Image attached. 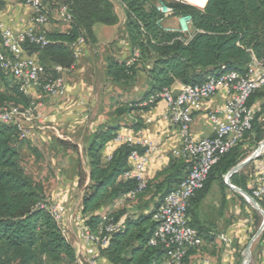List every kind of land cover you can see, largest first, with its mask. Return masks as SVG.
I'll use <instances>...</instances> for the list:
<instances>
[{"label":"trees","instance_id":"1","mask_svg":"<svg viewBox=\"0 0 264 264\" xmlns=\"http://www.w3.org/2000/svg\"><path fill=\"white\" fill-rule=\"evenodd\" d=\"M157 2L120 0L127 39L132 54L138 51L139 58L131 65H127V61L110 59L107 73L114 82L122 83L134 78L135 69L141 64L148 87L140 101L126 104L123 110L116 111L117 114L126 115L138 109L152 96L176 83L201 85L209 76L231 71L246 75L255 61L264 59V0H207L203 9L163 0L173 8L174 17L191 18V38L184 40H179L177 34L166 32L159 25L162 15L157 11ZM70 13L72 20L68 32H44L48 42L44 47L24 45L26 55L35 57L44 68L43 80L61 77L62 73H58L56 67L64 72L75 67L74 45L81 38L85 43L96 44L95 26L119 23L115 6L108 0H71ZM7 78L10 82L6 89L0 90V108H28L33 101L32 96L21 91L20 84L13 78L0 73L1 81ZM258 92L248 100L249 107L259 96ZM258 118V115L254 116L251 131L245 136L246 139L254 134L250 147L243 150L239 144L220 159L211 170L204 188L190 200L188 215L194 213L214 180L224 179L263 141L264 130L260 129ZM133 129L137 131V128ZM119 130L120 127L113 124L100 125L84 150L89 172L87 175L80 165L79 187L85 188V193L79 214L94 234H98L108 221L118 226L109 246L101 251L111 264H161L164 251L149 245L156 225L153 214L185 178L190 165L182 160L174 161L170 166L171 172L162 182L153 185L161 201L154 204L152 211L137 215L126 214L125 209L114 211V204L136 188L135 181L124 178L130 169L129 155L134 148L120 145L112 152L110 160L105 155L107 144ZM25 141L15 126H0V264L75 263V249L63 233L62 226L53 218L51 203L47 201L42 186L31 180L20 166V150ZM74 149L77 150L76 147ZM249 167H253V161ZM243 174L242 170L232 175L230 183L252 195L249 178ZM148 190L149 184L145 192ZM256 201L264 211L263 200ZM260 245L264 249V231Z\"/></svg>","mask_w":264,"mask_h":264},{"label":"built area","instance_id":"2","mask_svg":"<svg viewBox=\"0 0 264 264\" xmlns=\"http://www.w3.org/2000/svg\"><path fill=\"white\" fill-rule=\"evenodd\" d=\"M108 1L122 9L120 0ZM172 1L187 4L185 1ZM199 1L203 3L204 8L207 0ZM24 2L32 10L30 28L14 31L0 21V73L17 81L20 84V90L26 94H30V91L34 89L36 97H32L33 101L28 108L19 106L0 108V126H15L21 138L27 139L29 134L27 124L43 121V117L38 112L42 99L49 96H64L66 86L62 77L43 80L44 68L35 57L26 55L24 45L44 47L48 44L45 33L40 28L51 22L50 6L54 2L58 4L57 21L70 24L72 15L71 0H24ZM156 8L162 15L158 23L166 32L177 34L179 40L191 38L189 16L174 17L173 8L163 0H158ZM171 18L175 19V26H164V22ZM85 44L82 38L75 43L76 58ZM138 58L139 52L134 51L127 60V65L133 64ZM55 70L58 73L64 72L60 67H56ZM263 88L264 59L255 61L246 75L236 71L212 75L201 85L182 86L180 90L164 89L161 93L152 96L148 102L141 104L145 107L156 100H162L165 103L164 118L177 129L181 142L180 148L173 152V157L184 160L190 165L185 178L164 198L153 214L156 225L149 245L160 247L164 251L161 264H183V260L190 251L202 247L203 238L189 220V202L204 188L213 167L223 156L243 142L246 134L251 131L254 112L247 103L254 93ZM219 91L224 92L226 100L221 108L208 112L212 136L203 138L193 136L191 126L195 112L203 102L211 101ZM112 142L134 148L129 155L130 169L125 173L124 178L135 181L136 188L124 199L135 200L147 190L148 182L145 179V172L150 157L159 149L158 144L145 138H137L132 131L123 129L117 132ZM261 145L262 143L257 147L259 150ZM262 153L264 152L258 153L259 157ZM111 154H108L107 160L111 159ZM224 180L225 183L228 182L227 175L224 176ZM251 196L255 200L264 199V175L261 183L252 190ZM50 212L55 221L62 226L64 208L51 204ZM71 220L77 225L80 239V255L76 263L97 264L101 251L109 246L110 238L118 230V226L108 221L98 234H94L84 224L79 213L73 215ZM63 233L66 235L64 229ZM220 239L226 241L224 236ZM261 256V264H264V249Z\"/></svg>","mask_w":264,"mask_h":264},{"label":"crops","instance_id":"3","mask_svg":"<svg viewBox=\"0 0 264 264\" xmlns=\"http://www.w3.org/2000/svg\"><path fill=\"white\" fill-rule=\"evenodd\" d=\"M201 9L203 8L201 7ZM119 11H116L119 23L115 26H95L93 32L97 43H86L76 58L75 67L70 72L61 74L66 86L65 95L49 96L46 97L45 101H41L38 112L43 117V121L39 124L40 126L36 125L35 122L27 124L29 134L20 150V166L27 176L42 186L47 201L64 208L62 226L66 231L67 239L75 249L77 258L80 255V239L77 225L71 220V217L80 212L85 193V188L79 187L78 172L81 165L79 155L85 156L84 150L92 142L100 125L113 123L120 129L132 131L137 138H145L158 144L159 148L150 157L145 172V179L150 190L136 200L119 199L113 206L114 211L125 209L126 214L131 215L152 211L154 204L161 201L160 196L153 189V185L164 180L165 176L171 172L170 166L174 161L181 160L173 157V152L180 148L181 142L177 129L164 118L166 105L162 100H158L147 109L139 105L138 109L126 114L125 118L116 119L115 116L110 117V119L108 116L106 119L103 118L101 110L106 108L112 100L108 90L115 86V82L107 73L108 62L110 59L124 62L132 55L125 31V15L122 9ZM31 17L32 10L25 4L24 0H0V21L6 27L14 31L27 30L31 27ZM167 21L170 25L165 26L172 27L176 24L174 18L165 22ZM69 30L68 28L63 32ZM117 37H121V40L117 41ZM112 45L119 49L118 54L121 56L109 52L108 47ZM95 62H98L97 76H95ZM102 63L104 64L103 70ZM9 82L10 79L8 78L0 80V90L4 91ZM106 84H109V89L105 91V86H108ZM182 86L176 83L171 89L180 90ZM124 92L126 97L129 96L126 91ZM258 93L259 96L250 107L254 116H259L257 122L260 129L264 130V88ZM30 94L33 98L36 97L34 89L30 91ZM144 94L145 92L137 101H140ZM225 100L224 92L219 91L211 101L201 104L194 114L191 126L193 136L197 138L212 136L208 112L221 108ZM122 119L125 120L126 125L122 124ZM133 128H137V131H134ZM253 137L254 134L252 133L244 140L243 150L250 147ZM118 146L120 145L112 141L108 143L105 155L111 154ZM84 159L85 167L82 169L88 175L87 158L84 157ZM248 167L249 165L242 170L245 171ZM252 168V175L250 173L247 178H249V187L254 189L261 183L264 175V157L254 160ZM88 183L89 180L86 184L88 185ZM203 205L204 203L201 202L194 213L189 214V220L198 229L204 243L207 244L212 240L215 242V239H220L221 236L225 237V234L216 233L213 229L215 220L208 221L202 215ZM227 237L228 234H226ZM214 242L209 246L206 245V248H202V246V250L199 248L191 251L183 264H237L234 258H229L226 244L224 249H218ZM262 249L259 251L257 264L262 263ZM216 250L217 253L218 251L222 253L214 255ZM97 264L111 263L100 255Z\"/></svg>","mask_w":264,"mask_h":264},{"label":"rangeland","instance_id":"4","mask_svg":"<svg viewBox=\"0 0 264 264\" xmlns=\"http://www.w3.org/2000/svg\"><path fill=\"white\" fill-rule=\"evenodd\" d=\"M166 3L173 2L172 0H164ZM185 1L187 4L194 6L196 8L201 9L203 8V3L199 0H180ZM120 8L115 7V10L117 12ZM50 12H51V22L40 28L43 32L48 31H66L68 28L70 29L69 24H64L59 21H57V13H58V4L57 2H54L50 6ZM165 25H170L169 22H165ZM121 37H117V41H120ZM88 44V43H87ZM109 52L111 54H114L116 56H121L118 54V48L115 45H112L108 47ZM98 61V60H97ZM120 62V60H118ZM104 63V62H103ZM102 65V70L104 67V64ZM95 66V76H97L98 72V62ZM136 75L134 78L126 80L122 83L115 82V86L113 89H109V84H106L108 86H105L104 90H108L110 97L112 98L111 102H109L106 106V108H102L101 112L103 114V118L106 119L108 116L114 117L116 119L118 118H125V115H119L116 113L117 110H123L124 106L126 104L137 102V100L140 99L141 95L146 92L147 90V82L144 76V73L142 72V65L139 64L136 67ZM97 78V77H96ZM113 81V80H112ZM114 82V81H113ZM1 89V87H0ZM128 93L129 96L126 97L125 92ZM128 98V99H126ZM46 97L42 99V102L45 101ZM123 120V119H122ZM117 121V120H116ZM119 123L122 122L123 125H126L127 123L125 120L123 121H117ZM116 122V123H117ZM36 125L40 126L38 121H35ZM113 124V123H112ZM115 124V122H114ZM264 141V139H263ZM244 144V141L240 143L239 147H242ZM256 150V149H255ZM253 150L252 153L255 151ZM250 154V156L252 155ZM83 155H79V162L82 165V167H85V159ZM264 157V153L261 154L260 158ZM253 171V168L248 167L245 171H243L244 176L248 177L250 173ZM252 175V173H251ZM204 203L201 213L208 221L214 222V230L216 233L220 234L223 233L228 234V237L226 238V241L220 240L219 238L215 239V242L212 240L210 242L204 243L203 240V247L211 243H215V246H218V249L223 248L226 244L228 246V256L229 258H234L237 261V264H257L258 262V254L262 246L260 245V238L261 234L254 240V242L251 245L250 249V258H246L245 256V249L248 246V244L253 240L254 236L260 229L263 217L259 211L254 209L252 205L246 203L244 199H241V195L232 189L229 188L228 185H226L225 180H214L210 188L207 192V194L204 196L203 200L201 201ZM217 224V225H216ZM201 248V247H200ZM201 248V250H202ZM200 250V251H201ZM202 252V251H201ZM224 252V251H223ZM221 254L222 252L217 250L214 253ZM59 264H77L70 263L69 261H63Z\"/></svg>","mask_w":264,"mask_h":264},{"label":"water","instance_id":"5","mask_svg":"<svg viewBox=\"0 0 264 264\" xmlns=\"http://www.w3.org/2000/svg\"><path fill=\"white\" fill-rule=\"evenodd\" d=\"M264 141H262L261 143H263ZM259 148H257L251 156H249L247 159H245L243 162H241L240 164H238L236 167H234L228 174H227V179L228 182L226 183V185L229 186L230 189H232L233 191L239 193L241 195V197L250 205H252V207L254 209H256L257 211H259L263 217L260 229L258 230V232L256 233V235L254 236L253 240H251V242L248 244V246L245 249V256L246 258H250V249H251V245L254 242V240L263 233L264 231V211L260 208L258 202L247 192L241 190L240 188H237L235 186H233L230 183V178L232 175L238 173L240 170H242L243 168H245L247 165H249L252 161L256 160L259 158Z\"/></svg>","mask_w":264,"mask_h":264},{"label":"bare ground","instance_id":"6","mask_svg":"<svg viewBox=\"0 0 264 264\" xmlns=\"http://www.w3.org/2000/svg\"><path fill=\"white\" fill-rule=\"evenodd\" d=\"M259 152L261 153V152H264V142L262 143V145H261V148H260V150H259ZM247 262H245L244 264H246Z\"/></svg>","mask_w":264,"mask_h":264}]
</instances>
